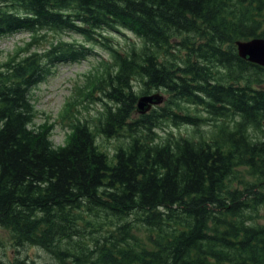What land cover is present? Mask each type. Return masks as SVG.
<instances>
[{"label":"trees","instance_id":"1","mask_svg":"<svg viewBox=\"0 0 264 264\" xmlns=\"http://www.w3.org/2000/svg\"><path fill=\"white\" fill-rule=\"evenodd\" d=\"M126 30L137 39L113 35ZM17 31L31 36L23 51L50 42L0 62V227L13 248L39 245L55 264H264V66L236 45L264 37V0H0V37ZM94 45L110 53L90 83L104 106L92 124L68 100L55 144L33 88ZM154 88L165 104L137 112Z\"/></svg>","mask_w":264,"mask_h":264},{"label":"rangeland","instance_id":"2","mask_svg":"<svg viewBox=\"0 0 264 264\" xmlns=\"http://www.w3.org/2000/svg\"><path fill=\"white\" fill-rule=\"evenodd\" d=\"M106 33V32H105ZM110 34V32L107 31ZM113 35L125 43L127 38L137 39L131 31L125 33L113 32ZM63 36L67 39H77L84 41L82 35L74 32H66ZM30 33L27 31H17L0 37V62L9 59L12 55L19 53V57H23L29 51L41 49L47 46L50 40H41L40 43L35 42L29 48V51L21 50L26 46V42L30 40ZM49 37V38H48ZM48 39L53 38L51 33L47 36ZM93 52L78 61L61 62L56 65L53 72L48 77L41 81L33 88L32 96L37 109L35 122L44 126L53 125L51 138L55 144H63L66 140V134L70 130L71 117L74 119L79 117L87 119L90 123L95 124L97 116L102 110L104 104L103 99L106 95L100 88H96L91 92V84L96 74L103 69L102 61L110 59L109 51L100 45H94ZM91 83V84H90ZM137 91H140L139 86ZM150 92H159L164 98L158 104H154L152 108L160 104H165L170 96V93L162 88L152 89ZM141 95V94H140ZM68 100L73 102V113L69 116H62L63 109ZM201 113H205L203 108H199ZM204 132L208 133L210 126L204 124L201 127ZM176 133L195 134L194 129L187 130L184 125L173 128ZM101 143L103 147L109 150L114 148V145L119 143V139L115 140L102 136ZM259 222H264V209L261 210V215L258 218ZM0 257H26L28 261L34 259L36 264H45V262L56 263V259L45 248L39 245H27L19 249L12 246V233L6 227H0ZM6 251V254H4Z\"/></svg>","mask_w":264,"mask_h":264},{"label":"water","instance_id":"3","mask_svg":"<svg viewBox=\"0 0 264 264\" xmlns=\"http://www.w3.org/2000/svg\"><path fill=\"white\" fill-rule=\"evenodd\" d=\"M239 54L249 60L264 65V37L256 36L250 39L237 40ZM163 96L158 93H148L141 95L137 101L139 112L148 111L154 103H160Z\"/></svg>","mask_w":264,"mask_h":264}]
</instances>
